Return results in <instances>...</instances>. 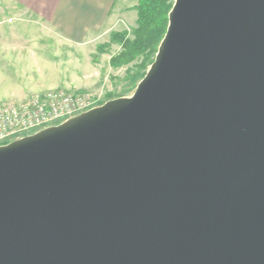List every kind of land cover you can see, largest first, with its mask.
<instances>
[{
	"label": "water",
	"instance_id": "water-1",
	"mask_svg": "<svg viewBox=\"0 0 264 264\" xmlns=\"http://www.w3.org/2000/svg\"><path fill=\"white\" fill-rule=\"evenodd\" d=\"M131 96L0 145V264H264V0H174Z\"/></svg>",
	"mask_w": 264,
	"mask_h": 264
},
{
	"label": "crops",
	"instance_id": "crops-1",
	"mask_svg": "<svg viewBox=\"0 0 264 264\" xmlns=\"http://www.w3.org/2000/svg\"><path fill=\"white\" fill-rule=\"evenodd\" d=\"M132 1L0 0V106L60 86L87 89L63 72L77 54L91 56V40Z\"/></svg>",
	"mask_w": 264,
	"mask_h": 264
},
{
	"label": "rangeland",
	"instance_id": "rangeland-1",
	"mask_svg": "<svg viewBox=\"0 0 264 264\" xmlns=\"http://www.w3.org/2000/svg\"><path fill=\"white\" fill-rule=\"evenodd\" d=\"M139 1V0H138ZM136 0L132 1V4ZM138 4V3H137ZM115 17V16H114ZM113 23H108L92 41L95 44L91 56L88 54H77V59L69 66L67 73L69 81L81 78L80 85L88 86L87 89H75L78 87H55L52 89H66L71 92H90L101 98L102 104L110 99L121 96H131L137 88L138 83L143 79V74L149 69L151 61L156 54L146 56L142 54L134 61L115 67L111 61L123 50L122 43L116 35L126 33L129 39H134V31L138 27V10L135 7L127 8L121 14H117ZM81 88V87H80ZM50 90V89H49Z\"/></svg>",
	"mask_w": 264,
	"mask_h": 264
},
{
	"label": "built area",
	"instance_id": "built-area-1",
	"mask_svg": "<svg viewBox=\"0 0 264 264\" xmlns=\"http://www.w3.org/2000/svg\"><path fill=\"white\" fill-rule=\"evenodd\" d=\"M102 105L94 93L61 88L31 95L23 102L6 101L0 106V145Z\"/></svg>",
	"mask_w": 264,
	"mask_h": 264
},
{
	"label": "trees",
	"instance_id": "trees-1",
	"mask_svg": "<svg viewBox=\"0 0 264 264\" xmlns=\"http://www.w3.org/2000/svg\"><path fill=\"white\" fill-rule=\"evenodd\" d=\"M174 0H139L135 8L138 10V27L134 31V39H129L126 33L115 37L122 43L124 50L111 61L112 65L119 67L138 56L157 53L159 44L163 39L168 23L169 12ZM154 60L151 61V63ZM146 72L143 74L144 77Z\"/></svg>",
	"mask_w": 264,
	"mask_h": 264
}]
</instances>
